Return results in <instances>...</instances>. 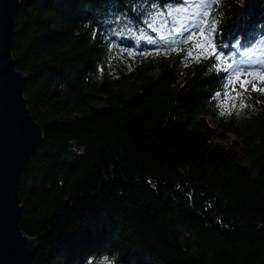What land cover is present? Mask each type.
Wrapping results in <instances>:
<instances>
[{
  "label": "trees",
  "instance_id": "1",
  "mask_svg": "<svg viewBox=\"0 0 264 264\" xmlns=\"http://www.w3.org/2000/svg\"><path fill=\"white\" fill-rule=\"evenodd\" d=\"M176 3L20 0L12 56L44 132L18 184L31 264H264V107L242 90L251 106L217 116L246 163L213 142L205 114L229 72H187L183 51L153 61L137 37ZM225 5L212 43L242 56L264 38V0Z\"/></svg>",
  "mask_w": 264,
  "mask_h": 264
},
{
  "label": "water",
  "instance_id": "2",
  "mask_svg": "<svg viewBox=\"0 0 264 264\" xmlns=\"http://www.w3.org/2000/svg\"><path fill=\"white\" fill-rule=\"evenodd\" d=\"M20 0H0V264H31L38 238L19 227V178L44 137L23 96L25 79L12 56Z\"/></svg>",
  "mask_w": 264,
  "mask_h": 264
},
{
  "label": "rangeland",
  "instance_id": "3",
  "mask_svg": "<svg viewBox=\"0 0 264 264\" xmlns=\"http://www.w3.org/2000/svg\"><path fill=\"white\" fill-rule=\"evenodd\" d=\"M200 4L201 0H186V2L183 4H168L163 11L164 14L161 16H156L155 22L151 27L148 25L147 30L149 32L147 35H137V37L145 43L142 48H148L147 53L148 55H151V60L172 62L175 59L176 52L178 53V51H183L185 52L184 68L187 72H192L197 67H210V65L213 63H220V65L223 67L227 64H238V66L242 69L254 71L257 75H264V38L255 44L252 49L247 50L242 56H233L232 53H226L222 55L221 62H216L214 58L203 59L202 53L208 51L204 39H202L199 35V29L201 27H205L203 20L208 19V17H203V12L209 11L212 13L220 8L225 9L226 5L225 0H218V3H213L211 8L207 9L200 7ZM176 8H183L185 11L176 12L174 11ZM168 9H173L171 16L167 14ZM155 11L151 13L154 15ZM193 26H195L197 29L196 33L194 34V38L193 40L185 42V38L188 35V30H190ZM207 33L208 27H205L204 35L207 36ZM161 37H164V39H161ZM149 38L154 40L155 44L147 43ZM194 45H199V47H194ZM137 49H139L137 46L131 49L133 52L132 56H134ZM188 51H192L193 55L191 57L187 55ZM121 52L125 53V50L123 49ZM155 72L156 71H154V73ZM231 74L232 70L229 71V76H231ZM244 79L250 81L247 85L248 94L256 97V100L264 107V93L260 91H252L253 85H255L257 89H264V80L253 79L251 76H246L242 73L240 80ZM233 87L236 89L235 92L232 91ZM241 91L242 89L240 88V82L237 81L235 84L229 85L227 92L230 96L236 97V93ZM224 93L225 92H221L220 96L217 97V109L205 114V118L208 123L220 134L219 137L212 139L213 142L222 144L232 151H235L240 156L242 162L246 163L243 144L240 138L235 134L221 130L219 127L220 119L217 116L225 114L228 111V108H232V104L235 103V100L227 99ZM225 100H227V103H222ZM94 105L96 107H101L104 105V102L102 100H97L94 102ZM234 110L235 114L236 112H239V103L236 104V108ZM103 263L108 264L106 261Z\"/></svg>",
  "mask_w": 264,
  "mask_h": 264
},
{
  "label": "snow or ice",
  "instance_id": "4",
  "mask_svg": "<svg viewBox=\"0 0 264 264\" xmlns=\"http://www.w3.org/2000/svg\"><path fill=\"white\" fill-rule=\"evenodd\" d=\"M178 2L183 4V3L186 2V0H178ZM213 3H218V0H201V4L199 6L207 9V8H211ZM172 11H173V9H168L167 10V14L169 16H171ZM174 11L180 12V11H185V9L176 8V9H174ZM163 14H164V12L163 11H159V10L155 11L154 15L152 13H149V16H148L149 26L151 27L152 24L155 22V17L156 16H161ZM209 15H210L209 11H204L203 12V17L207 18V17H209ZM203 23H204L205 27H209L207 19H204ZM205 27H201L199 29V35H200V37L202 39H204V41L206 43V46H207V49H208L207 52L202 53L203 59L214 58V60L216 62H221L222 55H224V54L223 53L217 54L218 46H214L213 43H212V39H211L213 34L216 32V28H217L216 20L215 19L212 20L211 25H210L209 30H208V33H207V36L204 35ZM196 31H197V29H196L195 26H193L190 30H188V35L185 38V42L193 40L194 34L196 33ZM93 38H96V33L95 32L93 33ZM161 39H164V37H161ZM147 43L155 44V41L149 38L147 40ZM112 47H113V45L110 44L109 45V51H111ZM194 47H199V45H194ZM128 55L131 57L133 55V52L129 50L128 51ZM141 55H144V53H141ZM187 55L189 57H191L193 55L192 51H188ZM210 68L215 69L217 72L223 71L225 73L229 72V70H232L231 76H229L227 78V83L224 86L225 88H228L229 85H233L237 81H239L240 82V88L243 90V92H247L248 91L247 85H248V83L250 81L247 80V79L240 80V76H241L242 73L245 74L246 76H251L253 79L264 80V75H257L254 71H248L247 69H242V68H240L238 66V64L237 65L227 64L226 66L221 68L220 63H213V64L210 65ZM100 70L103 71V69H100ZM232 91L235 92L236 89L233 87ZM252 91H260V92L264 93V89H257L255 85L252 86ZM243 92H237L236 93V97L230 96L228 92H225L224 95L227 97V99L235 100L236 98L243 97ZM216 96L217 97L220 96V93H217ZM214 99H215V97H214ZM222 103H227V100L223 101ZM246 106H251V105H246L245 104V99L241 98L240 99V103H239V109L243 110ZM235 108H236V104L233 103L232 104V109H235ZM225 114L232 115L233 112L231 110H229ZM236 114L238 115L239 112H236Z\"/></svg>",
  "mask_w": 264,
  "mask_h": 264
}]
</instances>
